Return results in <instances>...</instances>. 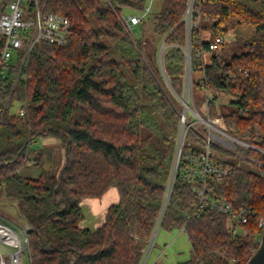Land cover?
<instances>
[{
    "label": "trees",
    "instance_id": "trees-1",
    "mask_svg": "<svg viewBox=\"0 0 264 264\" xmlns=\"http://www.w3.org/2000/svg\"><path fill=\"white\" fill-rule=\"evenodd\" d=\"M148 1L48 0L49 11L71 21L67 42H41L20 74V56L0 73V202H16L29 226L28 264L142 261L176 165L188 45V0H165L161 12L138 25L139 36L125 32L119 16L124 10L144 12ZM200 13L201 25L191 33L194 104L204 117L223 119L229 134L263 151L236 147L245 156L239 160L213 146V160L234 172L210 190L254 214L236 236L227 215L216 209L192 216L196 199L183 167L189 153L205 152L206 129L197 124L187 132L160 228L188 236L190 259L178 264H248L260 246L264 219V0H202ZM231 25L255 33L244 39L240 54L210 53L202 32L224 36ZM149 26L163 43L170 85L155 59L158 48L144 36ZM4 42L0 35V51ZM207 92L213 94L208 112ZM10 95L26 103L23 117L5 109ZM220 95L232 97V110L220 111ZM41 138L57 140L64 161L56 173L23 177L24 165L43 162L44 150L32 148ZM252 157L260 171L248 165ZM111 192L117 200L101 223L86 227L82 203Z\"/></svg>",
    "mask_w": 264,
    "mask_h": 264
},
{
    "label": "built area",
    "instance_id": "built-area-1",
    "mask_svg": "<svg viewBox=\"0 0 264 264\" xmlns=\"http://www.w3.org/2000/svg\"><path fill=\"white\" fill-rule=\"evenodd\" d=\"M202 0H188L187 8L183 20L186 23L188 33V45L185 49L186 56V88L184 98L179 97L183 106H186L185 113L181 114V125L183 127L180 136L181 153L178 154L175 165L174 177L168 187L162 211L157 222L156 228L152 234L147 248H152L158 230L161 226L162 218L167 208L171 195L174 178L179 166L183 146L187 132L195 128L197 124H202L206 129L204 137L205 152L199 157L189 153L186 157V163L183 167L185 178L193 183L192 192L196 199V210L192 214L194 217L201 216L207 208H213L227 215L229 223L228 229L231 235L240 234L246 224L250 222L254 211L245 206H235L226 198H215L210 190L211 183H222L228 180L234 172L230 165H223L215 162L212 156L215 154L213 146L221 148L239 160L245 159L244 155L238 154L236 147L253 148L262 151L255 145L248 144L228 133L227 128L221 118L211 119L204 117L194 104L192 89V57H191V33L193 29L198 28L202 22L200 13ZM151 5L145 7L144 15H130L128 17L121 15V23L126 31L133 35L134 27L136 28L151 9ZM48 0H0V35L4 37V47L0 51V73L16 57L23 59L25 62L32 49L41 42L62 46L67 42L70 34V19L56 12L48 10ZM204 41V40H203ZM208 43L210 53H220L226 46L225 36L218 35L215 38L205 41ZM163 51V49H162ZM189 81V84H188ZM213 94H206V111L208 104L211 102ZM222 95L219 96V100ZM188 100H192L193 106L190 108ZM25 106L21 107L18 114L25 115ZM190 110L197 119L191 121L187 119V110ZM1 117V109H0ZM191 217V216H190ZM264 230V219L259 223ZM29 226L24 223L18 225L8 218L0 215V264H22L26 257L29 246L28 237ZM146 255V254H144ZM144 256L140 264H145Z\"/></svg>",
    "mask_w": 264,
    "mask_h": 264
},
{
    "label": "rangeland",
    "instance_id": "rangeland-1",
    "mask_svg": "<svg viewBox=\"0 0 264 264\" xmlns=\"http://www.w3.org/2000/svg\"><path fill=\"white\" fill-rule=\"evenodd\" d=\"M164 2L165 0H149L148 1V7L151 5V11L146 15V20L148 18L153 17L155 14H158L163 10L164 7ZM145 12L138 13L134 12L131 10H124L123 14L124 16L128 17L130 15H136V16H142L144 15ZM119 21L121 23V15L119 16ZM122 25V23H121ZM123 26V25H122ZM125 32L134 39V37L139 36L140 33V27H134L133 35L126 31L125 27L123 26ZM203 38L204 41H208L207 35L208 31H203ZM255 33V29L253 27L249 26H236V25H231L226 28V31L224 32V36L226 39V46L224 49L221 50V52L224 50V53L228 55L229 57L240 54L243 41L244 39H248L252 37ZM144 36L147 38V40L151 43V46H155V48H158L157 52V57L155 56V59L158 61V65L160 66L159 62V54L163 51V43L158 41V39L155 37L151 27L146 30ZM152 46V47H153ZM153 49H151L152 51ZM164 50V49H163ZM220 52V53H221ZM153 59V57H152ZM26 62V61H25ZM23 59H21V64H20V69H19V74L20 70L23 67L24 63ZM19 75L17 74V77ZM195 76H198V73L195 74ZM186 78V76H185ZM185 81V87L183 91V95L181 98H184L185 94V88H186V83ZM189 84V81H188ZM16 86V82H15ZM13 87L12 91H15L16 87ZM196 96L198 98L202 97V92L198 91ZM232 101V97L229 95H222V98L220 99V111H226L232 110L234 106L230 104ZM188 105L191 108L193 106L192 100H188ZM10 106V112L12 114L18 113L19 110L21 109L22 106H24V101H21L17 98V96H12L10 95L8 100L6 101L5 104V109ZM184 108V106H183ZM183 109L182 112L179 115V118L181 119V114H183ZM187 119H190L191 121H195L197 119L195 116H193L192 112L188 109L187 110ZM181 122H180V130H181ZM180 130H179V145L177 149V156L176 159L178 158V153L179 149L181 147L180 145ZM186 139V138H185ZM35 148L32 146L34 149H42L44 150V157H43V162L39 165H36L34 163L32 164H27L24 165L21 169V175L23 177H29V178H38L41 176V174L44 171H49L51 169L54 170V172H58L60 166L62 165L64 161V152L61 151L59 152L58 150H55V147L58 145V141L53 139V138H41L36 141ZM263 152V151H261ZM33 153V152H32ZM234 156V155H233ZM236 158V157H235ZM248 165L250 168L260 171L258 168L261 166V163L257 162L253 157L250 159V163L248 162ZM175 173V171H174ZM174 175L172 176V178ZM172 180V179H171ZM168 192V189H167ZM167 196V193H166ZM117 196L114 192L109 193L108 195L105 196L104 200H85L83 204V210L84 214L86 216V221H85V226L94 229L96 226H98L101 221L103 220L106 210L108 206L110 205V202L116 201ZM8 203H12V201L7 202L6 205H3L0 203V215L3 217L8 218L10 221L18 224V225H23L25 223L22 215L20 214L19 210L17 208L10 209L8 207ZM16 203V202H15ZM13 205V204H11ZM149 244V243H148ZM148 244L146 246L145 254L144 255V261L146 262L145 264H153L154 262H158L161 264H178L181 262H185L190 259V251H191V244L189 242L188 236L186 235L185 232L182 230H175L172 232H168L163 228H159L157 237L155 240V243L152 248H147ZM159 256V257H158ZM26 259V258H25ZM23 264H28V259L24 260Z\"/></svg>",
    "mask_w": 264,
    "mask_h": 264
},
{
    "label": "water",
    "instance_id": "water-1",
    "mask_svg": "<svg viewBox=\"0 0 264 264\" xmlns=\"http://www.w3.org/2000/svg\"><path fill=\"white\" fill-rule=\"evenodd\" d=\"M159 64H160V69L165 77V80L167 82L168 85L169 81L167 80V77L164 74V70H163V64H162V52L159 54ZM186 111V106H184L183 108V112L185 113ZM182 131H183V127H181L180 130V136L182 135ZM181 153V149H179V155ZM248 264H264V230L262 232V237H261V243L260 246L258 248V250L254 253V255L250 258V260L248 261Z\"/></svg>",
    "mask_w": 264,
    "mask_h": 264
},
{
    "label": "crops",
    "instance_id": "crops-1",
    "mask_svg": "<svg viewBox=\"0 0 264 264\" xmlns=\"http://www.w3.org/2000/svg\"><path fill=\"white\" fill-rule=\"evenodd\" d=\"M213 38H214L213 35H212L211 33H208L206 39L211 40V39H213ZM201 39L204 40V38H203V33L201 34ZM33 147L35 148V145H33ZM34 148H33V149H34ZM34 150H36V149H34ZM7 202H9V201L3 200V201H1L0 203H2V204L4 203L3 205H6ZM11 204H13V205H11ZM0 205H1V204H0ZM8 207H9L10 209L17 208V209L19 210L18 204L15 203V202L10 203V205H9V203H8ZM158 257H159V256H158ZM154 263H155V262H154Z\"/></svg>",
    "mask_w": 264,
    "mask_h": 264
}]
</instances>
